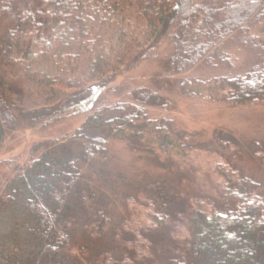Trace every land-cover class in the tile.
Returning <instances> with one entry per match:
<instances>
[{
  "label": "trees",
  "instance_id": "16d2710c",
  "mask_svg": "<svg viewBox=\"0 0 264 264\" xmlns=\"http://www.w3.org/2000/svg\"><path fill=\"white\" fill-rule=\"evenodd\" d=\"M16 3L0 0V18L10 20L0 33V149L7 132L16 127L27 125L50 133L67 115L91 110L71 133L44 142L39 155L35 151L42 144H36L30 159L17 167L7 183L5 196L25 218L28 246L8 247L0 242V264H82L70 252L68 197L77 189L87 164L105 151L113 136L136 122H152L147 106L156 94L151 91L132 101L94 100L98 86L102 87L94 84H106L135 63L155 57L164 43L172 49L164 77L183 74L202 60L231 66L222 43L239 33L255 64L210 91L191 90L186 78L183 94L231 106L264 105V0ZM252 26H258L260 33L251 31ZM159 106L172 108L170 102ZM152 123L159 133L167 129L164 121ZM224 138L219 142L228 145L230 139ZM59 139L65 155L52 147ZM238 182L241 186L226 184L220 196L223 203L206 213L197 230L193 228L185 239L176 237L179 241L172 244L166 264H264L262 185L244 177ZM163 196L158 189L148 203L160 223L171 215ZM175 216L180 230L186 216L177 211ZM125 235L130 234L113 237L120 240ZM132 236L128 247L148 243L141 232Z\"/></svg>",
  "mask_w": 264,
  "mask_h": 264
},
{
  "label": "rangeland",
  "instance_id": "374dc122",
  "mask_svg": "<svg viewBox=\"0 0 264 264\" xmlns=\"http://www.w3.org/2000/svg\"><path fill=\"white\" fill-rule=\"evenodd\" d=\"M9 23L5 16L0 18V33ZM250 30L260 33L258 26ZM243 39L235 33L222 43L231 66L202 60L183 74L164 77L172 51L164 43L155 57L135 63L106 84H94L102 85L94 100L111 102L132 101L134 96L155 91L147 112L152 122L164 121L167 129L159 133L152 122H136L113 136L105 151L87 164L77 189L68 197L66 212L75 262L166 264L172 244L179 241L176 237L185 239L193 228L198 229L206 213L223 203L220 196L226 184L241 186L239 177L254 179L264 194V105L211 103L189 98L182 90L186 78L191 90L210 91L223 79L250 69L256 60ZM166 102L171 109L159 106ZM89 109L67 115L50 133L27 125L7 132L0 149V242L5 246H28L25 218L8 203L7 183L17 167L30 159L36 144H42L40 151L34 150L39 155L52 136L69 134L81 125ZM226 137L228 145L219 142ZM63 142L59 139L52 147L65 155ZM158 189L163 190L166 211L171 213L169 221L162 223L148 204ZM176 211L186 216L180 230L175 226ZM136 231L148 243L128 247ZM117 233L130 235L117 240L113 237Z\"/></svg>",
  "mask_w": 264,
  "mask_h": 264
}]
</instances>
